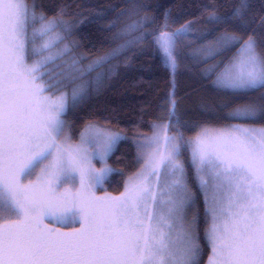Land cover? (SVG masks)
<instances>
[{"label": "snow or ice", "instance_id": "6c2138e0", "mask_svg": "<svg viewBox=\"0 0 264 264\" xmlns=\"http://www.w3.org/2000/svg\"><path fill=\"white\" fill-rule=\"evenodd\" d=\"M142 7L133 0L108 19L0 0V264H264V16L249 0L223 12L213 2L194 31L196 20L173 27L169 11L157 23ZM104 20L114 46L84 64L73 33ZM193 39L206 43L184 53ZM149 48L171 88L149 130L131 137L139 167L118 173V194H97L129 137L91 119L74 129L68 113L113 61ZM228 52L213 85L229 94L221 119L232 123L192 120L176 98L182 56Z\"/></svg>", "mask_w": 264, "mask_h": 264}, {"label": "trees", "instance_id": "16d2710c", "mask_svg": "<svg viewBox=\"0 0 264 264\" xmlns=\"http://www.w3.org/2000/svg\"><path fill=\"white\" fill-rule=\"evenodd\" d=\"M38 2L47 6L49 15L60 5H67L69 13L82 12L87 15L104 11L108 19H112L117 12L129 7L133 0H38ZM134 2L146 6L140 9L141 16H155L157 23L163 21L166 10L172 17L178 18L177 25L173 27L188 20H196L198 22L193 24L195 31L203 30L205 27L202 17L205 5L215 2L221 6L219 10L223 12L230 7L232 0H134ZM249 3L250 11L255 14L257 20L264 16V0H249ZM106 23L107 20L98 24L83 25L73 33V38L80 45L76 49L77 53L87 57L83 63L114 46L107 39L111 33L100 30ZM205 43L193 39L183 51L194 53ZM232 54L222 53L210 59H205L201 54L199 57L182 56L181 70L176 83V98L180 101V108L185 110L192 120L214 125L232 123L221 119L228 111L221 105L229 99V94L212 86L211 82L224 65L221 63L209 70L213 63L226 60ZM113 63L118 64V67L111 77L104 81L103 86L93 92L82 105L69 111L67 119L74 121V129H78L85 121L91 119L106 127L120 130L128 137L137 131L149 130V122L159 111L157 105L163 102L171 88L169 71L163 65L161 54L150 48L141 54L137 49ZM258 94L257 92L250 95ZM108 164L117 172L110 177L105 188L109 192L118 193L123 185V178L118 173L123 171L128 174L138 167L131 138L120 141L114 154L109 157ZM201 220L202 232L203 217ZM206 255L207 253L204 254V258Z\"/></svg>", "mask_w": 264, "mask_h": 264}, {"label": "rangeland", "instance_id": "374dc122", "mask_svg": "<svg viewBox=\"0 0 264 264\" xmlns=\"http://www.w3.org/2000/svg\"><path fill=\"white\" fill-rule=\"evenodd\" d=\"M201 55H204V54H202V53H200ZM199 53L198 54H196V55H198V57H199V55H200ZM91 61V59H89V60H87L84 64H87V63H89ZM218 64V62H215V63H213V65L211 66V68L209 69V70H211L212 69V67H214L215 65H217ZM224 67V66H223ZM223 69V68H222ZM221 69V70H222ZM208 70V71H209ZM221 70H219V72L221 71ZM218 72V73H219ZM217 73V74H218ZM217 74L214 76V78H213V80L211 81L212 82V86H214L213 85V81L216 79V76H217ZM210 126H218L219 124H209ZM108 128H110V127H108ZM112 131H117V132H122V131H118V130H115V129H112V128H110ZM124 133V132H123ZM125 134V133H124ZM191 134V133H190ZM77 136H78V134H77ZM133 135H131L129 138H131ZM97 167H99L100 165H99V163H97V165H96ZM138 167H139V165H138ZM104 190H107L105 187L104 188H101V189H99L98 190V192H97V194H102V192L104 191ZM108 191V190H107ZM112 193V192H111ZM113 194H118V193H113ZM204 227H205V224H204V226H203V229H204ZM203 229H202V232H203ZM205 260L207 259V255H206V257L204 258Z\"/></svg>", "mask_w": 264, "mask_h": 264}]
</instances>
